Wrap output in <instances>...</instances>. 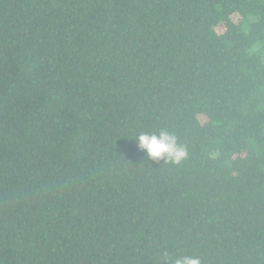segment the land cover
<instances>
[{"label": "trees", "instance_id": "1", "mask_svg": "<svg viewBox=\"0 0 264 264\" xmlns=\"http://www.w3.org/2000/svg\"><path fill=\"white\" fill-rule=\"evenodd\" d=\"M181 256L264 264V0H0V264Z\"/></svg>", "mask_w": 264, "mask_h": 264}, {"label": "clouds", "instance_id": "2", "mask_svg": "<svg viewBox=\"0 0 264 264\" xmlns=\"http://www.w3.org/2000/svg\"><path fill=\"white\" fill-rule=\"evenodd\" d=\"M138 149L145 152L152 161H163V163L180 164L187 159L186 147L179 144L177 137L161 130L157 134L141 133L135 138ZM166 264H201L198 257L181 256L170 261L166 257Z\"/></svg>", "mask_w": 264, "mask_h": 264}]
</instances>
